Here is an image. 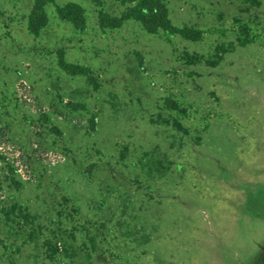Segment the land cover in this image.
<instances>
[{
	"label": "rangeland",
	"instance_id": "rangeland-1",
	"mask_svg": "<svg viewBox=\"0 0 264 264\" xmlns=\"http://www.w3.org/2000/svg\"><path fill=\"white\" fill-rule=\"evenodd\" d=\"M33 1L0 0V264H264V0H162L198 42L101 31L120 0L33 37Z\"/></svg>",
	"mask_w": 264,
	"mask_h": 264
},
{
	"label": "trees",
	"instance_id": "trees-1",
	"mask_svg": "<svg viewBox=\"0 0 264 264\" xmlns=\"http://www.w3.org/2000/svg\"><path fill=\"white\" fill-rule=\"evenodd\" d=\"M98 5L100 2L94 0ZM125 10L119 16H112L102 10L97 14V25L101 31L120 29L124 23L133 21L138 23L141 28L150 35H157L162 32L167 35H177L190 42H198L202 39V33L188 26L176 27L169 19V12L166 4L162 0H120ZM53 5L57 18L69 23L75 30L84 31L86 22L83 8L76 3H68L64 6L55 5V0H34L27 19V30L33 37H38L41 31L48 24L46 7ZM242 32L247 36L246 28ZM56 65L67 76L84 77L87 82L96 90L98 83L91 69L68 63L65 60V52L58 50L56 52ZM139 65L141 61L139 60ZM68 108L74 111L84 110L82 104L68 103ZM174 108V107H173ZM175 109V108H174ZM96 127V116L92 115L89 120V129L94 131ZM2 132L0 130V136ZM50 255L54 252L49 244H46Z\"/></svg>",
	"mask_w": 264,
	"mask_h": 264
}]
</instances>
